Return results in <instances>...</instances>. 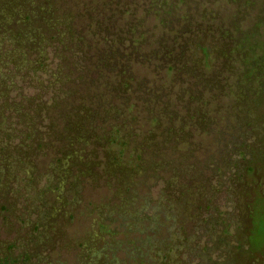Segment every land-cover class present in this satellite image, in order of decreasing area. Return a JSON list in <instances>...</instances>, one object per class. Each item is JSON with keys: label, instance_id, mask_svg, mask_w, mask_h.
<instances>
[{"label": "rangeland", "instance_id": "obj_1", "mask_svg": "<svg viewBox=\"0 0 264 264\" xmlns=\"http://www.w3.org/2000/svg\"><path fill=\"white\" fill-rule=\"evenodd\" d=\"M4 257L264 264V0H0Z\"/></svg>", "mask_w": 264, "mask_h": 264}, {"label": "trees", "instance_id": "obj_2", "mask_svg": "<svg viewBox=\"0 0 264 264\" xmlns=\"http://www.w3.org/2000/svg\"><path fill=\"white\" fill-rule=\"evenodd\" d=\"M109 50H111V49L109 48ZM119 72H121L124 77H126L127 79H129V77L125 76L127 74V68H125V66L122 67L121 69H119ZM127 84L128 83H125V87L128 86ZM118 132H119V130L114 129V130L111 131V135L116 136ZM113 136L111 138H113ZM133 170H134V168H132V171ZM0 264H14V261L12 259H10L9 257H4V258H1L0 259Z\"/></svg>", "mask_w": 264, "mask_h": 264}]
</instances>
